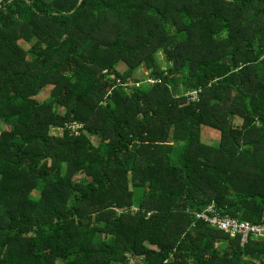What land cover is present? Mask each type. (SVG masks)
Segmentation results:
<instances>
[{"label": "trees", "instance_id": "trees-1", "mask_svg": "<svg viewBox=\"0 0 264 264\" xmlns=\"http://www.w3.org/2000/svg\"><path fill=\"white\" fill-rule=\"evenodd\" d=\"M212 204L264 223V0L0 6V264H264Z\"/></svg>", "mask_w": 264, "mask_h": 264}, {"label": "built area", "instance_id": "built-area-1", "mask_svg": "<svg viewBox=\"0 0 264 264\" xmlns=\"http://www.w3.org/2000/svg\"><path fill=\"white\" fill-rule=\"evenodd\" d=\"M6 1L8 0H0V6ZM192 96L196 98V92ZM75 127L79 128L81 126L76 125ZM196 216L206 220L220 230L229 233L231 236L239 235L242 243L246 242L251 235H264V223H251L249 221H241L230 215H220L214 204L210 205L203 212L196 213Z\"/></svg>", "mask_w": 264, "mask_h": 264}, {"label": "rangeland", "instance_id": "rangeland-1", "mask_svg": "<svg viewBox=\"0 0 264 264\" xmlns=\"http://www.w3.org/2000/svg\"><path fill=\"white\" fill-rule=\"evenodd\" d=\"M27 47V45H25ZM156 57L157 59L161 62V66L162 67H167V62L165 60V56H164V53L161 51V52H157L156 53ZM118 69L121 73H125V72H128L129 71V67L125 64V63H120L119 66H118ZM148 71L146 72H143V69H138L137 71L135 70L134 74L135 75H142V74H147ZM138 86H140V84L138 83L137 84ZM50 89H46L45 91H43V93H41L39 95V98L42 99V97L46 96L47 92H49ZM193 93H195V91H192L190 94L192 95ZM59 110L63 113L65 111L64 108L62 107H59ZM234 125H237L239 126L241 123H242V119L238 116H235L233 121ZM76 127L74 126L73 129H75ZM51 134L53 135H56V136H61L63 131L62 129H59V128H52L51 131H50ZM218 133L213 131V129H205L204 132H203V139L204 141H211V142H215L217 143L218 141ZM94 139V138H93ZM94 142L96 143L97 140L94 139ZM140 193H138L139 195ZM35 196H37V194H35Z\"/></svg>", "mask_w": 264, "mask_h": 264}]
</instances>
